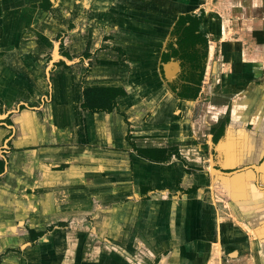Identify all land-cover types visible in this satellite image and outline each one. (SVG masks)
I'll return each mask as SVG.
<instances>
[{"label": "crops", "instance_id": "obj_1", "mask_svg": "<svg viewBox=\"0 0 264 264\" xmlns=\"http://www.w3.org/2000/svg\"><path fill=\"white\" fill-rule=\"evenodd\" d=\"M203 8L0 0V264H264L261 72L164 61Z\"/></svg>", "mask_w": 264, "mask_h": 264}, {"label": "rangeland", "instance_id": "obj_2", "mask_svg": "<svg viewBox=\"0 0 264 264\" xmlns=\"http://www.w3.org/2000/svg\"><path fill=\"white\" fill-rule=\"evenodd\" d=\"M197 3L204 7L197 16L203 15L201 29L208 39L204 76L206 73L208 81L214 76L219 81L231 68L236 69L238 63L248 61L249 73L252 69L261 72L249 89L256 92L260 88L264 96V0H197ZM219 88L220 83L214 92L217 100L229 101ZM224 263L223 259L217 264Z\"/></svg>", "mask_w": 264, "mask_h": 264}, {"label": "trees", "instance_id": "obj_3", "mask_svg": "<svg viewBox=\"0 0 264 264\" xmlns=\"http://www.w3.org/2000/svg\"><path fill=\"white\" fill-rule=\"evenodd\" d=\"M203 15H183L178 18L174 26L173 35L177 37L176 46L170 44L169 53L164 56V61L171 57H176L184 64H189L191 68V80L200 85L204 77L208 39L204 30L201 29ZM121 92V91H119ZM198 86L185 85L179 93L184 98L196 99L198 97ZM154 153H161L162 150H154ZM141 155L152 159V161H162L166 157H152L149 153L140 150Z\"/></svg>", "mask_w": 264, "mask_h": 264}]
</instances>
